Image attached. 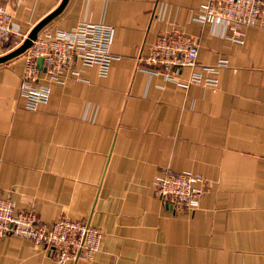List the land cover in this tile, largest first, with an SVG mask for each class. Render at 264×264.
Here are the masks:
<instances>
[{
	"label": "crops",
	"instance_id": "0c3cea01",
	"mask_svg": "<svg viewBox=\"0 0 264 264\" xmlns=\"http://www.w3.org/2000/svg\"><path fill=\"white\" fill-rule=\"evenodd\" d=\"M204 1L67 0L38 34L104 23L114 58L105 75L78 63L80 76L62 83L39 68L49 96L36 109L19 92L24 59L0 64V196L43 222L88 219L102 230L98 250L75 263L0 236V264H264V13L236 42L222 25L191 18ZM60 2L0 0L10 38H24ZM172 28L198 44L199 65L178 78L211 76L202 66L224 58L216 87H185L138 63L150 38ZM164 167L203 176L196 208L154 194Z\"/></svg>",
	"mask_w": 264,
	"mask_h": 264
},
{
	"label": "built area",
	"instance_id": "2783aa9c",
	"mask_svg": "<svg viewBox=\"0 0 264 264\" xmlns=\"http://www.w3.org/2000/svg\"><path fill=\"white\" fill-rule=\"evenodd\" d=\"M262 13L264 0H205L191 18L202 23L222 25L227 38L242 42L243 27L259 24ZM14 33L12 14L5 4L0 3V48ZM112 34L113 29L107 24L85 21L69 30L38 34L21 54L25 66L19 92L26 101V107L36 109L49 96L48 85L40 82L42 71L37 67L38 57L42 58L45 77L57 83L64 82L67 74L79 77L78 63L95 64L99 74L105 75L114 58L109 51ZM146 48V53L138 54V63L151 73H160L185 87L190 83L216 87L214 74L218 68L227 65V60L220 58L213 65L202 66L213 75L202 77L200 71L193 70L186 80H180V68L199 65L198 44L195 38L184 35L176 28L155 34ZM206 184L199 173L164 167L154 176L152 188L162 203L179 210H192L198 206L201 195L207 189ZM21 199L26 203L29 201L24 196ZM4 235L25 237L42 245L56 262L75 263L90 258L98 250L102 230L88 219L62 218L43 222L34 209L16 210L13 199L0 196V236Z\"/></svg>",
	"mask_w": 264,
	"mask_h": 264
},
{
	"label": "water",
	"instance_id": "95a60500",
	"mask_svg": "<svg viewBox=\"0 0 264 264\" xmlns=\"http://www.w3.org/2000/svg\"><path fill=\"white\" fill-rule=\"evenodd\" d=\"M66 2H67V0H61L59 5L55 9H53L51 12H49L43 18H41L39 21H37L32 26V28L29 30V32L23 38V40L21 41V43L19 45H17L16 47L12 48L11 50H9L3 54H0V64L22 54L28 47H30L33 39L36 38L39 30L43 26H45L53 17H55L63 9ZM41 65H42V58L38 57L37 58V67L42 68L44 70V68Z\"/></svg>",
	"mask_w": 264,
	"mask_h": 264
},
{
	"label": "rangeland",
	"instance_id": "374dc122",
	"mask_svg": "<svg viewBox=\"0 0 264 264\" xmlns=\"http://www.w3.org/2000/svg\"><path fill=\"white\" fill-rule=\"evenodd\" d=\"M23 40V38H19V39H16V38H10L1 48H0V53H5L9 50H11L12 48L16 47L17 45H19L21 43V41ZM21 55V54H20ZM18 55L16 57V59H20V58H23L24 59V56L23 55Z\"/></svg>",
	"mask_w": 264,
	"mask_h": 264
}]
</instances>
